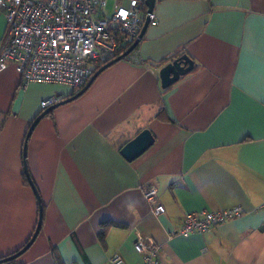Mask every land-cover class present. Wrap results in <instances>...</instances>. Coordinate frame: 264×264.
<instances>
[{"label":"crops","instance_id":"1","mask_svg":"<svg viewBox=\"0 0 264 264\" xmlns=\"http://www.w3.org/2000/svg\"><path fill=\"white\" fill-rule=\"evenodd\" d=\"M154 11L138 49L29 137L42 100L80 89L25 85L15 63L0 72V259L42 213L15 264H111L115 253L139 264L138 232L161 264H264V0H157ZM6 28L0 13V45ZM176 52L195 65L165 89L159 63ZM145 128L154 143L128 160L122 147ZM151 186L163 213L145 198ZM234 206L207 232L180 234L185 213Z\"/></svg>","mask_w":264,"mask_h":264},{"label":"built area","instance_id":"2","mask_svg":"<svg viewBox=\"0 0 264 264\" xmlns=\"http://www.w3.org/2000/svg\"><path fill=\"white\" fill-rule=\"evenodd\" d=\"M0 13L7 24L0 45V72L15 63L25 85L54 83L75 90L91 79L98 62L113 59L128 42H140L147 19L152 25L158 23L155 11H149L145 0H130L128 5H116L113 10L108 0H0ZM62 99L45 98L42 110ZM144 194L155 214L165 212L156 186ZM242 210L234 206L187 212L180 234L205 233ZM134 247L142 256L139 264H161L160 246L154 238L138 232ZM110 263L128 264L119 253L110 258Z\"/></svg>","mask_w":264,"mask_h":264},{"label":"water","instance_id":"3","mask_svg":"<svg viewBox=\"0 0 264 264\" xmlns=\"http://www.w3.org/2000/svg\"><path fill=\"white\" fill-rule=\"evenodd\" d=\"M156 1L157 0H145L149 11L155 10ZM149 25H150V21L147 19L145 22L143 31H142V37H144L145 32H146ZM138 43H139V41L134 42L122 54L114 57L113 59L107 61L104 65H102L93 74L91 79L83 86V88L80 89V91L77 94H75L74 96H72L70 98H64L61 101H59L58 103H56L55 105L44 110V112H42L40 114V116L32 124V126L28 132L27 137L30 136L32 128L35 126V124L38 122V120L40 119L41 116H43L45 113L49 112L54 107H56V106H58L64 102H68V101L76 98L80 94H82L92 84V82L98 76L99 73H101L104 69L111 66L112 64H114V63L126 58L128 55H130L135 50ZM194 65H195L194 60L187 53H183L180 56L174 58L172 61L163 65L159 70V75H160L162 87L166 89V88L170 87L171 85H173L174 83H176L182 76H184L185 74L190 72L194 68ZM154 141H155V137H154L152 131L149 128H145L141 132H139L134 138L130 139L129 141H127L124 144V146L121 149V153L128 160H132V159L138 157L139 155H141L144 151H146L154 143ZM26 174H27V177H28L30 183L34 186V183H33L32 179L30 178V174L28 172L27 167H26ZM41 222H42V213H40L39 223H38L36 231H35L33 237L31 238V240L25 246H23V248H21L19 251L15 252V253L7 256V257L1 258L0 264L3 262H6V261L16 259L18 256H20L23 252H25L29 248V246L32 244V242L35 240L36 236L39 233Z\"/></svg>","mask_w":264,"mask_h":264},{"label":"trees","instance_id":"4","mask_svg":"<svg viewBox=\"0 0 264 264\" xmlns=\"http://www.w3.org/2000/svg\"><path fill=\"white\" fill-rule=\"evenodd\" d=\"M140 42H141V41H140ZM140 42H139L138 45L136 46L135 50L138 49V47H139V45H140ZM131 44H132V43L128 42V43H126L125 45H123V46L121 47V49L118 51V53H117L116 56H118V55L122 54L124 51H126V50L131 46ZM178 56H180V55H179V52H176V53L172 54L171 56H169L168 58H166L165 60H162V61L159 63V65H163V64L165 65L166 63L172 61L174 58H176V57H178ZM106 62H107V61H102V62L100 61V62H98L97 65L95 66L93 72L95 73V72H96V71H97L102 65H104ZM48 113H49V112H48ZM26 181L28 182V179H27V178H26ZM18 251H19V250H18ZM16 252H17V251H16ZM3 264H15V259L10 260V261H6V262H4Z\"/></svg>","mask_w":264,"mask_h":264}]
</instances>
